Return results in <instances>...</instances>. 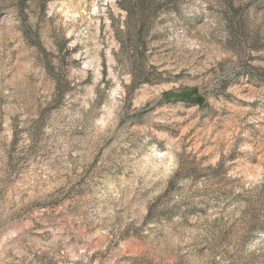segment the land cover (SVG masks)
<instances>
[{
    "label": "rangeland",
    "instance_id": "374dc122",
    "mask_svg": "<svg viewBox=\"0 0 264 264\" xmlns=\"http://www.w3.org/2000/svg\"><path fill=\"white\" fill-rule=\"evenodd\" d=\"M0 264H264V0H0Z\"/></svg>",
    "mask_w": 264,
    "mask_h": 264
}]
</instances>
